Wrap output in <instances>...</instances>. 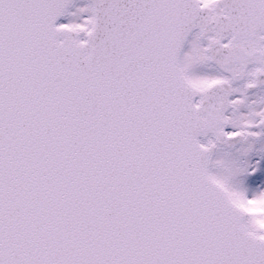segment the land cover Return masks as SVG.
Returning <instances> with one entry per match:
<instances>
[{
  "label": "snow or ice",
  "instance_id": "obj_1",
  "mask_svg": "<svg viewBox=\"0 0 264 264\" xmlns=\"http://www.w3.org/2000/svg\"><path fill=\"white\" fill-rule=\"evenodd\" d=\"M0 264H264V0H0Z\"/></svg>",
  "mask_w": 264,
  "mask_h": 264
}]
</instances>
